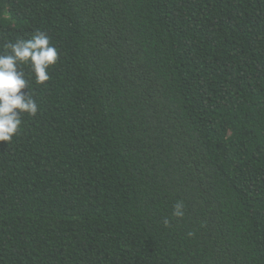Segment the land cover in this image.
<instances>
[{
    "label": "trees",
    "instance_id": "obj_1",
    "mask_svg": "<svg viewBox=\"0 0 264 264\" xmlns=\"http://www.w3.org/2000/svg\"><path fill=\"white\" fill-rule=\"evenodd\" d=\"M37 29L0 264H264V0H0V52Z\"/></svg>",
    "mask_w": 264,
    "mask_h": 264
},
{
    "label": "clouds",
    "instance_id": "obj_2",
    "mask_svg": "<svg viewBox=\"0 0 264 264\" xmlns=\"http://www.w3.org/2000/svg\"><path fill=\"white\" fill-rule=\"evenodd\" d=\"M59 59L55 45L49 35L39 29L30 38L18 39L4 44L0 52V142H11L20 131L24 114L35 116L39 105L28 90V80L19 70V65H29L37 84H44L51 79L49 68ZM27 89L28 91H22ZM185 204L177 201L173 205L172 215L183 218ZM169 226V220L164 221ZM192 235L191 232L188 233Z\"/></svg>",
    "mask_w": 264,
    "mask_h": 264
}]
</instances>
